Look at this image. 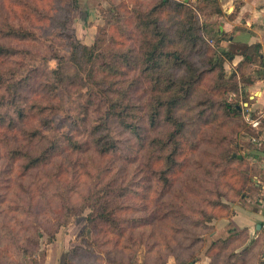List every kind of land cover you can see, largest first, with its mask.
<instances>
[{
	"label": "trees",
	"instance_id": "trees-1",
	"mask_svg": "<svg viewBox=\"0 0 264 264\" xmlns=\"http://www.w3.org/2000/svg\"><path fill=\"white\" fill-rule=\"evenodd\" d=\"M199 1L213 5L215 7L214 15L222 13L218 0ZM26 4L32 8L29 1H26ZM79 10L78 1L72 0V4L68 8H63V6L55 8L54 11L58 15L48 16L57 25L51 27L52 33L54 32L67 48V53L61 55L59 47L48 44L46 45L48 53L38 56L42 57V61H46L47 64L51 60L56 61V68L54 69L49 68V64L44 69L38 68L39 62H33L36 61V58L27 57L32 53L23 47V44L38 43L40 44L39 47L43 45L35 31L22 25L15 26L9 22L0 25V35L7 42L5 44L0 43V58L13 60L23 57L22 63L25 60L36 63L26 74L22 71V63L19 62H15L6 70L0 67V89L5 92L9 90L10 97L14 95L11 101H13L15 111L17 110L14 113L16 115L8 116V122L5 118L0 120L1 142H6L7 138L11 137L13 143V146H10L9 142H6L2 148L0 145V155L4 153V156L9 158L8 160H12L10 167L0 168L2 170H0V176L5 174L4 176L12 175L11 177H15L18 174L20 178H26L37 168L53 164L52 160L57 150L60 149L74 153L79 152L77 156H80L82 148L92 144L94 150L100 153L101 157H106L117 147L110 128L112 123L124 131L133 134L140 133L142 107L138 102V85L146 83V88L142 90L146 94L142 103L145 110L149 107L153 111V124L155 119L164 118V115L166 124L174 128V130L171 129L173 132L164 144L160 141L163 150L171 144H175V148L167 159L166 155L162 158L165 168L159 172L160 175L162 174L164 186L170 187L172 182L168 174L176 164L174 154L178 146L177 143H179V137L185 128V123L178 118L176 112L181 103L191 95L193 86L202 80L201 74L196 76L191 71L193 66L189 56L190 53L197 50L206 54L208 52V46L203 42L199 33L196 8L191 5V0L187 2L185 0H159L149 10L144 9V12H140L136 16L134 39L126 51L122 50L121 47L108 49L104 38H97L92 46L83 44L84 35L80 33L78 27L73 26ZM115 10L113 9L112 12ZM172 11L176 12L175 21L170 24L164 23L162 15L169 17ZM89 16L88 12L81 23L82 31L87 29L90 24ZM38 30L42 29L39 28ZM217 33L220 42L221 34L219 31ZM50 35L52 34H43V39L51 41L49 40ZM114 44L118 45L117 42ZM171 46L174 47L173 50L170 49ZM175 47L182 49L178 50ZM260 47L256 45L247 49V54L254 56ZM248 57H246L245 65L253 61L251 57ZM214 60V56L208 57V70L206 71L218 70L219 86L222 83L223 87H229L231 91H234L233 93H238L240 88L235 81L236 73L232 72L228 76ZM139 65L142 68L136 73V67L138 68ZM183 66L192 73L182 78L175 77L176 70H183ZM130 68L131 73H129ZM190 75L193 76L187 77ZM245 82L241 77V84ZM153 85L155 89H152ZM164 85L165 87H163ZM25 89L29 90V96H18V92ZM156 92L159 95L153 98ZM75 94L77 95L73 99ZM68 98L69 100H67ZM16 99L19 102H16ZM67 101L71 107L66 109ZM4 102L5 100H3ZM224 104L227 111L234 115V118L242 119L239 103L234 104L226 101ZM52 116L54 118H50ZM35 119L37 122L33 124L32 121ZM49 123L54 125L51 124L50 126ZM52 131L54 133L50 135ZM2 138L4 139L2 140ZM251 139L252 136L250 135L249 141L241 144L240 149L252 148ZM151 141L155 142L154 139ZM25 142L28 146L23 150L24 146L22 145ZM245 153L248 152H241L240 154L229 152L223 157L229 162L242 163L249 161L250 154L245 156ZM19 163H21L20 166ZM76 165L72 166L73 172L69 173V170H65L63 166L55 167L54 171L56 172L52 178L57 177L56 181L60 184L63 179L68 177V173L73 174V176L76 174L77 180L80 181L82 175L77 171ZM115 171L114 169L108 171L107 176L110 177L111 183L106 185L104 180L95 182L85 193H81L79 202H73V193L77 188H72L73 192L68 197L66 192H60L59 195L63 201L61 206L63 215L57 218L56 226L50 232L45 230L43 224L39 222V214L34 213L39 204L37 197L46 188L43 185L16 183L17 177L8 183L0 180V193H6L4 197H0V209H3L0 211V216L4 215L1 224L3 227L2 236L9 239V244L14 246L15 250L23 253L25 258L31 259L33 264H36L33 260V252L40 246L43 231L51 237L49 243L54 242L61 228L68 224L71 213L74 212L75 208H80L82 210L79 211L80 214L78 215L83 216L92 230L94 227L98 230L100 227L99 233L95 230L97 242L94 245L107 247L105 252H102L104 255L102 260L105 264H125V260L131 264L139 248L143 245L147 247V255L159 250H166L178 262L180 256L176 254L170 237L174 235V232L181 235L182 238L177 240L180 242L176 245L178 249L185 250L182 240L190 239L192 234L197 233V229H200L203 224L200 217L205 218L208 223L212 220L211 216H208L201 204L190 206V213H188L189 204L187 202H184L185 207L184 203L175 205L167 200V202L158 203L154 206L160 209L157 219L151 214L140 218L136 214L141 210L130 208L126 204L128 197L123 188L117 189L113 186L114 180L116 183L120 181V173H117L119 174L117 177ZM258 173L261 175L260 170ZM249 182L251 184L252 178ZM252 186L255 187L254 184ZM15 192L18 196L21 194L29 195V201L23 204L25 206L16 208L6 206L8 197L15 195ZM247 195L248 193L241 194L238 199L232 202L231 208L237 200L244 199ZM206 204L221 205L220 202H206ZM146 209L149 211L151 207ZM86 210L90 212L84 216ZM20 211L23 213L18 214ZM129 211L133 212V217L127 220L124 215ZM153 211L154 208L151 209V212ZM28 213L34 221L32 222L30 219L25 225L23 217L24 214ZM98 223L100 226L97 225ZM143 228L148 230V236L141 232ZM74 232L75 229L66 231L65 247L74 243ZM156 238V243L147 241V239ZM229 238L238 241L232 236ZM229 238L223 241L227 243ZM84 242L90 245V243ZM239 242V246L233 249V259L240 258V262L246 264L244 260L246 257L248 263L251 264L247 249L242 250L241 241L239 240ZM82 249L83 247L78 245L69 250L65 249L61 257L63 264H69L71 256ZM186 249L188 250V248ZM132 254H134L133 257L129 256ZM197 261L196 257H192L188 262L185 260L179 261V263L194 264Z\"/></svg>",
	"mask_w": 264,
	"mask_h": 264
},
{
	"label": "rangeland",
	"instance_id": "rangeland-1",
	"mask_svg": "<svg viewBox=\"0 0 264 264\" xmlns=\"http://www.w3.org/2000/svg\"><path fill=\"white\" fill-rule=\"evenodd\" d=\"M26 1L32 4V8L26 4ZM59 1L0 0V25L6 22L15 26L22 25L27 29L35 31L41 39L43 44L41 47H39L40 44L38 43L23 44V47L32 53L30 55L26 54L27 57H35L36 61L33 62L38 61L37 67L41 69H44L48 64L49 68H56V61L51 60L47 64L46 61H42V57H38L48 53L46 45L52 44L55 47H59L61 55L67 53V48L63 41L58 39L54 32V34L52 33L53 29L51 27L57 25L49 17L51 15H58L54 11L57 7L63 6V8H68L72 4V0ZM77 1L80 10L75 16L73 26L78 27L80 33L84 35L83 44L92 46L97 38H104L108 49H118L121 47L122 50L126 51L134 39L133 32L137 23V14L144 12V9L149 10L159 0ZM191 5L196 8V15L199 20V33L203 42L208 46V52L206 54L203 51L197 50L190 53L189 56L194 70L191 71L196 76L201 74L202 80L193 86L191 95L181 103L176 112L178 118L185 123V128L179 137V143H177L178 146L174 154L176 164L168 174L171 178V186H164L162 174L160 175L159 172L165 168L162 158L166 155L167 159L168 155L175 148V144L166 147L165 151L160 144H164L167 141L174 128L166 124L164 115V118L155 119L153 124V111L149 107L145 110L142 103V100L146 96L142 91L143 88H146V83H143L138 85V102L142 107L140 113V133L133 134L129 131H124L112 123L110 128L117 147L108 153L106 157H101L100 153L94 150V145L92 144L82 148L80 156H77L79 152L74 153L60 149L57 150L52 160L53 164L37 168L26 178H20L18 174L15 177H11L12 175L4 176L5 174L0 176V180L5 183L17 177L16 183L36 186L43 185L46 188L37 197L39 204L34 213L39 214L38 220L48 232L51 229L54 230L57 218L63 215L61 208L63 201L59 195L60 192H66L68 197L73 192L72 188H77L73 193V202H79L81 193H85L95 182L104 180L106 185L109 182L111 183V179L107 174L109 170L114 169L116 170L117 177H119L117 173H120V181L116 183L114 180L113 186L117 187V189L123 188L128 197L126 204L130 208L141 210L136 214L140 218L151 214L152 217H156L157 219L160 209L154 206L158 203L167 202V200L175 205L187 202L189 204L187 207L188 213H190V206L201 204V207L204 208L208 216H211L212 220L208 223L205 221V218L200 217L203 224L200 226V229H197V233L195 235L192 234L189 237L190 239L182 240L185 250L178 249L176 245L180 242L177 240H181V235L174 232V235L170 237L176 254L180 256V262L185 260L188 262L192 257H196L198 261L194 264H243L240 262V258L233 259L232 257L233 249L240 244L239 240H231L230 236L220 237L223 234H219V222L231 215L232 202L238 199L241 194L249 193L251 196H255V187L252 184L255 183L254 180L261 177L258 173V167L250 161L242 163L237 161L229 162L223 157L229 152L234 154L246 152L247 149L241 150L240 145L249 141L250 135L252 138L258 137V134L251 128L252 126L244 120V115H242L241 120L234 118V115L227 111L224 104L227 101L242 105L246 101L247 98L242 96L241 77L244 82L247 81L246 78L251 77L247 73L249 69L251 70L249 67L250 62H248L246 67L248 70H246L245 66H241L237 69V72L236 70L233 71L236 73V80H234L237 81L238 88H240L238 93H233L234 91H231L229 87H223L222 83L219 86L218 70L206 71L208 70V57L214 56V62L219 64L224 73L229 76L232 70L226 67V59H229L232 53H227L226 49L219 45L217 33L219 21H215L216 16L213 14L215 7L199 0H191ZM113 9L116 10L112 12ZM88 12L90 14V24L87 29L82 31L81 23ZM174 17H176V12L174 11L170 12L169 17L162 15L164 23L169 24L175 21ZM37 28H41L42 30L39 31ZM47 33L52 34L49 37L51 41L43 39V34ZM114 42H117L118 45L114 44ZM0 43H7L1 35ZM175 48L178 50L182 49L181 47ZM170 49L173 50L174 47L171 46ZM242 51L244 52V48H242ZM22 61H24L23 57L13 60L0 58V67L6 70L7 67L14 65L15 62L21 64ZM33 62L25 60L22 63V71L25 74L36 64ZM141 68L140 65L138 68L136 67V73ZM182 68L183 70H176L175 77L182 78L192 73L191 71H187L184 66ZM131 71L130 68L129 73ZM152 89H155L154 85ZM18 93V96L28 97L30 92L28 89H25ZM76 95H73V99H75ZM157 95L159 93L156 92L153 98ZM12 96L10 97L9 90L5 92L0 89V120L1 118H5L8 122V116L16 115L14 113L17 110L15 111L13 101H11ZM3 100H5L4 103ZM16 102H19V100L16 99ZM65 105L66 109L71 107L69 101ZM56 119L54 120L56 121ZM36 122V119L32 121L33 124H36ZM51 124L52 126L54 125L53 123ZM53 133L54 131L50 135ZM152 139L155 142H152ZM6 142H9L10 146H13L11 137L7 138ZM6 142H1L0 138L1 148L5 146ZM250 142L256 141L250 140ZM22 146H24L22 149L25 150L28 144L25 142ZM8 159V157L4 156V153L0 155V168H7L11 164L12 160ZM75 164H77L75 166L77 171L82 175L80 181L77 180L78 176L76 174L75 176L68 174L69 172H73L72 166ZM20 165L21 163H19ZM58 166H63L65 170H69L67 173L68 177L63 179L60 184L56 181L57 177L52 178L56 172L54 168ZM251 178L252 182L250 184ZM5 194V192H1L0 197H4ZM14 194L8 197L6 206L9 208L25 206L23 204H26L30 199L29 195L21 194L18 196L17 192ZM206 202H220L221 205H207ZM149 206L151 209L154 208L153 212H151V209L147 211L146 208ZM81 210L80 208H75L74 212L71 213L68 224L66 227L61 228L54 241H57V244L62 246L67 241L66 231L75 229L73 237L74 246H82L83 249L71 256L69 264H105L102 260L104 257L102 252H105L107 247L94 245L97 242L95 232L99 233L100 227H98V230L94 227V230H92L83 216L78 215ZM88 212L90 211L86 210L84 216ZM21 213L23 212L20 211L18 214ZM124 217L127 220L131 219L133 212H126ZM23 219L25 220V225L28 224L30 219L32 222L34 221L29 213L24 214ZM3 220L4 215L0 216V256L2 257L0 264H33L31 259L25 258L23 253L18 252L14 246L9 244V239H5L2 236L1 230L3 227L1 224ZM97 225L100 226V223ZM141 232L148 236L146 228L141 229ZM227 238L229 239L226 243L223 240ZM50 239L51 237L48 233L43 231L40 246L33 252V260L36 264L43 262L46 250H53V246H48L49 241H51ZM84 241L90 243V245L85 244ZM147 241L156 243L157 238L152 240L147 239ZM129 256L133 257L134 254ZM135 256L131 264H181L166 250H159L147 255V247L145 245L139 248ZM244 260L246 264H250L248 263V259L246 260V257ZM127 261L125 260V264H129Z\"/></svg>",
	"mask_w": 264,
	"mask_h": 264
},
{
	"label": "crops",
	"instance_id": "crops-1",
	"mask_svg": "<svg viewBox=\"0 0 264 264\" xmlns=\"http://www.w3.org/2000/svg\"><path fill=\"white\" fill-rule=\"evenodd\" d=\"M218 2L222 13L214 16L215 21H219V45L227 53H232L226 59V67L237 72L240 66L247 67V56L253 60L248 65L251 70L247 72L251 77L242 84V96L247 99L241 105V110L242 115L249 113L261 122L259 127H251L258 137L251 139L256 142H251L252 148L246 152L250 154L249 161L259 168L262 177L254 180L255 196L248 193L244 199L237 200L231 208V215L219 222V234H223L220 237L232 236L240 240L241 249H247L251 264H264V0ZM256 45L261 46L257 54H247V49ZM57 243H49L48 246H53V250H46L45 259L39 264H63V251L71 249L74 243L69 247H65V243L62 246Z\"/></svg>",
	"mask_w": 264,
	"mask_h": 264
},
{
	"label": "built area",
	"instance_id": "built-area-1",
	"mask_svg": "<svg viewBox=\"0 0 264 264\" xmlns=\"http://www.w3.org/2000/svg\"><path fill=\"white\" fill-rule=\"evenodd\" d=\"M242 104H243V103H242ZM244 120H245L248 124H250L253 128H257V127H259V126L261 125V122H260L259 118H253V117L251 116V114H249V113H245V114H244Z\"/></svg>",
	"mask_w": 264,
	"mask_h": 264
}]
</instances>
